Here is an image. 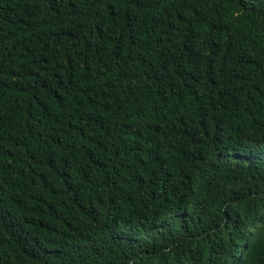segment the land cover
<instances>
[{
    "label": "trees",
    "instance_id": "trees-1",
    "mask_svg": "<svg viewBox=\"0 0 264 264\" xmlns=\"http://www.w3.org/2000/svg\"><path fill=\"white\" fill-rule=\"evenodd\" d=\"M264 0H0V264H264Z\"/></svg>",
    "mask_w": 264,
    "mask_h": 264
},
{
    "label": "snow or ice",
    "instance_id": "snow-or-ice-1",
    "mask_svg": "<svg viewBox=\"0 0 264 264\" xmlns=\"http://www.w3.org/2000/svg\"><path fill=\"white\" fill-rule=\"evenodd\" d=\"M262 222H264V221H262Z\"/></svg>",
    "mask_w": 264,
    "mask_h": 264
}]
</instances>
